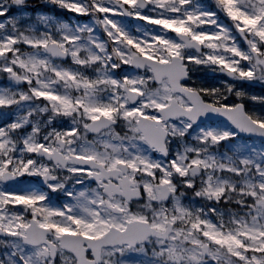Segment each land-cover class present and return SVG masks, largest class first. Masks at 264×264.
Listing matches in <instances>:
<instances>
[{"label": "snow or ice", "instance_id": "snow-or-ice-1", "mask_svg": "<svg viewBox=\"0 0 264 264\" xmlns=\"http://www.w3.org/2000/svg\"><path fill=\"white\" fill-rule=\"evenodd\" d=\"M0 264H264V0H0Z\"/></svg>", "mask_w": 264, "mask_h": 264}, {"label": "rangeland", "instance_id": "rangeland-1", "mask_svg": "<svg viewBox=\"0 0 264 264\" xmlns=\"http://www.w3.org/2000/svg\"><path fill=\"white\" fill-rule=\"evenodd\" d=\"M66 18V17H65Z\"/></svg>", "mask_w": 264, "mask_h": 264}]
</instances>
